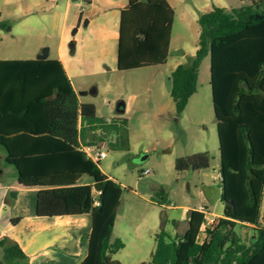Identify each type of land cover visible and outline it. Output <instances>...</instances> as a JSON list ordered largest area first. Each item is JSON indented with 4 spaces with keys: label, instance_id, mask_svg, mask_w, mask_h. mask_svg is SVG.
<instances>
[{
    "label": "trees",
    "instance_id": "trees-1",
    "mask_svg": "<svg viewBox=\"0 0 264 264\" xmlns=\"http://www.w3.org/2000/svg\"><path fill=\"white\" fill-rule=\"evenodd\" d=\"M128 1L118 69L166 64L175 9L167 0ZM198 23L197 50L172 71L171 96L180 114L197 91L201 64L209 56L223 215L209 224L203 207L190 212L183 234L162 227L151 260L138 264H264V0L232 9L214 6ZM0 29L11 32V22L0 19ZM83 144L130 150L129 119L100 117L94 103L81 102L58 58L0 59V147L19 184L38 188L37 215L90 213L92 229L81 237L86 257L80 264H124L112 258L125 247L113 238V228L128 187L106 175L101 161L88 158ZM175 168L189 170L188 157L176 158ZM152 201L171 203L164 187ZM245 228L248 239L241 232ZM0 253V264H29L7 236L0 238Z\"/></svg>",
    "mask_w": 264,
    "mask_h": 264
},
{
    "label": "rangeland",
    "instance_id": "rangeland-1",
    "mask_svg": "<svg viewBox=\"0 0 264 264\" xmlns=\"http://www.w3.org/2000/svg\"><path fill=\"white\" fill-rule=\"evenodd\" d=\"M41 1L45 0H0V9L5 17L6 10L12 9L15 12L25 2L36 4ZM71 1L72 3L80 2L84 7L90 5V0ZM169 1L174 5L177 15L173 24L172 44L167 64L85 77H72L79 92L87 90L84 99L95 103L97 115L106 119L117 116H125L129 119L130 150H108L107 156L100 163L105 174L123 182L128 187L122 197L117 213V226L113 234V238L117 237L119 233L125 238V247L112 256L113 259L124 264H138L151 260V253L155 248V234H150V230L154 228L156 222L162 221L165 212L162 205L152 201L153 194L160 190V187H157L160 182L159 178L167 181L164 189L167 193H171L170 198L173 203L192 205L199 203L198 191L203 190L201 175L193 169L177 171L174 165H169V157H180L199 149L209 148L212 158L210 170L213 176L218 174L220 165L219 139L217 126L213 121L207 122L203 130L201 125L193 122V117L188 113L180 120H178L177 114L167 120H161L156 116V113L168 108L166 98L169 99V95H162V92L171 84L168 78L169 72L178 60L188 63L197 49L200 15L211 10L214 6L238 7L247 0ZM43 4L47 3L43 2ZM34 13L31 16L33 21L31 28H36V30L31 34L24 35V41L21 43L22 48L24 45L33 47L32 44L36 40L42 43L49 39L51 44L56 41L55 35L50 30V23L43 18L42 12ZM12 19L14 21L9 22H11L12 28L15 26V32L8 34L7 39L10 43L17 45L19 43L16 38L18 19L15 16ZM82 26L85 27L84 23ZM2 33H7V31L3 30ZM75 34L80 35L81 33L75 32ZM72 40L75 42L74 37ZM46 47L48 45L42 47L43 50ZM26 48L23 49L26 50ZM26 55L28 54L25 52L18 56L25 57ZM205 63L201 80L207 85L209 83V56ZM205 65H207V73ZM104 67L105 64H102V68ZM149 83H152L151 93L147 89L150 87ZM120 102L125 104L123 113H119L117 110ZM184 126L190 128L189 131H186V135L182 132ZM187 133L192 134V137H188ZM143 153L146 157L143 156L144 159L140 163L135 162V159ZM3 154L4 151L0 147V171L3 166H8L10 170L6 172L4 178L11 179L13 176L10 173L14 171V168L3 160ZM116 161H119L120 164H117ZM146 168L151 170L154 168V171L142 174L141 169ZM170 169L175 174L174 177H169ZM84 179H88V177H84ZM205 180H209L212 187L216 188L218 193L220 192L219 179L212 181L206 178ZM146 187H157V189L150 195L146 191ZM208 204L211 212L221 213L223 211L224 205L219 195H212ZM262 214H264V201ZM170 215L172 216L171 212ZM168 227L169 230H172L173 223L169 222ZM241 232L245 239L251 235L249 228H245Z\"/></svg>",
    "mask_w": 264,
    "mask_h": 264
},
{
    "label": "crops",
    "instance_id": "crops-1",
    "mask_svg": "<svg viewBox=\"0 0 264 264\" xmlns=\"http://www.w3.org/2000/svg\"><path fill=\"white\" fill-rule=\"evenodd\" d=\"M167 1L174 8V5L169 0ZM43 2H46L47 4L44 5ZM48 2L51 3L49 4ZM128 8V0H90L89 7L81 6L80 2L72 3L71 0H62L61 2L59 0H45L39 3L37 2L36 4L25 2V4L20 6L15 12H13L12 9L6 10L5 17L2 15V10L0 9V19L2 20L12 21V17H17L18 32L16 38L19 42L16 45L10 43L7 39L8 34L15 32V26L12 28L11 32L7 33H2L3 29H0V59H35L42 52V47L48 45V57L58 58L62 61L67 74L79 95L80 101L92 102L84 99V94L87 93V90L79 92L78 88L72 81V77H85L101 73L120 72L118 69V53L121 21L123 11ZM226 8L232 9L234 7ZM36 11H41L43 18L50 23L49 27L52 34L55 35L56 41L54 44H51L49 43V39L42 43L36 40L32 44L33 47L24 45L23 48L27 47L26 50H24L21 47V43L24 41V35L31 34V32L36 30V28H31L33 23L31 16L35 14L34 12ZM176 15L177 13L175 10V17ZM83 23L85 27L82 26ZM82 27L84 28V31L82 30ZM75 32L81 34L76 35ZM73 37L76 42L74 51L71 49ZM25 52L29 56H18ZM194 54L192 56H194ZM206 59L207 57L204 58L200 67L197 91L190 97L185 109L180 114H177L178 120H180L188 113L193 117V122L201 125L203 130L205 129L207 122L213 121L217 126L212 99V89L210 85V67L209 83L205 85L201 80V74L203 66L206 64ZM167 63L168 60L166 64ZM182 63L184 62L178 60L174 68L171 69L168 74L170 81L172 71ZM102 64H105L104 68H102ZM205 66L207 73V65ZM151 84L152 83H149L150 87L147 88L150 93L153 90ZM82 89H84V87H82ZM171 89L172 81L170 86L162 92V95H169V99L166 98V100H168V108L156 113V116L161 120H167L176 115L175 104L171 96ZM189 129V127L184 126L182 129L183 134L186 135V131H189ZM187 135L188 137H192V134L189 135L187 133ZM183 156L188 157L191 164L190 169H193L195 172L197 171V173L201 175V185H203V190L198 191L199 203L197 205L173 203L170 198L171 193L168 192V197L170 198L171 203L163 205V208H165L163 215L165 216V219L162 218V221L159 220V222H156L157 224H155L154 228L150 230V234H156L162 227L173 235L185 233L188 228L190 212L194 209L199 210L200 207H205L204 211L206 217L209 219L211 216L219 218L223 215V211L221 213L211 212L208 204L209 201H211L212 195L220 196L222 191L221 189L219 194L217 189L212 187L209 183V180H205L206 178L211 179L212 181L219 179V187H221L220 171L218 170V174L213 176L210 170L212 161L210 149H199L193 153L183 154ZM2 157L5 161L4 154ZM176 158L178 157L168 158L170 166H175ZM116 163L120 164L119 161H116ZM146 169L150 170L149 173L154 171V168L152 170L150 168ZM9 170L10 168L8 166H3V169L0 171V238L7 236L11 241L17 242L28 255L29 264H80L86 257V249L81 237L84 233L91 231L92 215L86 213L81 215H63L57 217L38 216L36 211L38 188L20 185L14 171H11L10 173L13 176L11 179L8 177L4 178V175ZM141 170L142 174H144L143 171L145 169ZM153 173L156 175L155 172ZM172 176L174 177L175 174L172 173L170 169L169 177ZM109 177L112 178L111 176ZM116 181L125 186L123 182L119 180ZM158 181L160 182L157 184L159 185L157 187L161 188L167 185L166 180L159 178ZM157 187H146L145 189L151 195ZM15 217H20V221L13 224L12 219ZM169 222L173 223L172 230H169ZM116 226L117 218L113 228V234ZM117 237L125 241L122 234L119 233ZM124 243H126V241Z\"/></svg>",
    "mask_w": 264,
    "mask_h": 264
},
{
    "label": "built area",
    "instance_id": "built-area-1",
    "mask_svg": "<svg viewBox=\"0 0 264 264\" xmlns=\"http://www.w3.org/2000/svg\"><path fill=\"white\" fill-rule=\"evenodd\" d=\"M48 1H53V0H48ZM81 150L87 155L88 158H90L94 162L102 161V159H104L108 153V148L105 145L98 146V145L83 144L81 145ZM149 172H150L149 169H145L143 171L144 174H147ZM200 208L202 209L203 207ZM215 219L216 218L212 216L209 219L208 223L212 224L215 221Z\"/></svg>",
    "mask_w": 264,
    "mask_h": 264
},
{
    "label": "water",
    "instance_id": "water-1",
    "mask_svg": "<svg viewBox=\"0 0 264 264\" xmlns=\"http://www.w3.org/2000/svg\"><path fill=\"white\" fill-rule=\"evenodd\" d=\"M71 49H72V51H74V49H75V42H72L71 43ZM48 52H49V48L48 47H46L39 55H38V59H46V58H48ZM117 110H118V112L119 113H123L124 112V110H125V104H124V102H120L119 103V105H118V108H117ZM96 188L98 189V190H100L101 189V186L100 185H96ZM121 205V204H120Z\"/></svg>",
    "mask_w": 264,
    "mask_h": 264
}]
</instances>
